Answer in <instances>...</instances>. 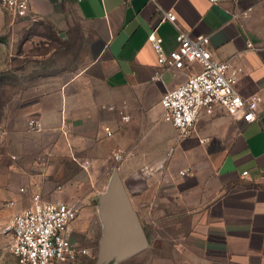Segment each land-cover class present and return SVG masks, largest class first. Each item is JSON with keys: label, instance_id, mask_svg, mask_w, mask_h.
Returning <instances> with one entry per match:
<instances>
[{"label": "crops", "instance_id": "crops-1", "mask_svg": "<svg viewBox=\"0 0 264 264\" xmlns=\"http://www.w3.org/2000/svg\"><path fill=\"white\" fill-rule=\"evenodd\" d=\"M29 4L21 18L54 25L66 61L63 71L16 93L3 118L0 194L15 200L17 209L31 206L35 195L77 203L98 193L103 204L119 175L144 227V220L190 221L194 253L264 264V0ZM159 7L173 11L191 35H209L214 57L242 69L238 93L262 97L255 121L218 106L202 110L191 134L178 138L161 100L201 65L170 70L158 63L152 33L166 54L179 44L176 27ZM29 117L39 119L42 130L29 132ZM118 151L125 158L106 170ZM109 174V185L97 191L95 180Z\"/></svg>", "mask_w": 264, "mask_h": 264}, {"label": "built area", "instance_id": "built-area-1", "mask_svg": "<svg viewBox=\"0 0 264 264\" xmlns=\"http://www.w3.org/2000/svg\"><path fill=\"white\" fill-rule=\"evenodd\" d=\"M0 5L18 17L27 16L30 9L29 0H0ZM161 10L165 15L164 20H169L176 27L179 44L166 54L163 52L162 39L152 33L149 40L158 53V63L170 70L183 69L187 63L201 65L200 70L167 91L161 100L164 117L172 123L178 138L183 139L191 134L202 110L212 113L218 106L235 118L246 122L255 121L262 97H243L238 93L236 85L242 69L214 57L209 35H191L178 24L173 11ZM248 14L249 10L236 16ZM122 118L128 120L129 116L122 115ZM42 127L39 119H27L29 132L40 131ZM106 130L111 133L109 127ZM113 158L121 162L125 153L118 151L113 154ZM187 172H190L189 168L182 174ZM32 200L31 206L16 210L12 216L13 241L10 249L16 264H71L81 256L91 255L89 248L78 245L73 239L71 225L80 213L78 203L44 202L40 195H35ZM7 205L15 207L16 202L10 200Z\"/></svg>", "mask_w": 264, "mask_h": 264}, {"label": "rangeland", "instance_id": "rangeland-1", "mask_svg": "<svg viewBox=\"0 0 264 264\" xmlns=\"http://www.w3.org/2000/svg\"><path fill=\"white\" fill-rule=\"evenodd\" d=\"M62 37L54 25L16 17L0 6V111L1 120L9 114L15 94L29 91L32 86L45 82L53 72L63 71L66 55ZM1 121V124H2ZM0 124V132H1ZM1 138V133H0ZM5 147L0 145V154ZM114 160V158H113ZM106 167L114 168L118 165ZM112 170V169H109ZM109 179L95 180L94 187L106 189ZM8 196L0 194V264H16L10 246L13 241L11 223L18 210L8 206ZM80 213L73 224V239L91 250L71 264H239L228 260H213L194 253V237L190 236V221L180 224L174 219L144 220L149 246L134 253L119 252L112 260L111 245L105 242V203H99L98 193L85 202L76 201Z\"/></svg>", "mask_w": 264, "mask_h": 264}, {"label": "water", "instance_id": "water-1", "mask_svg": "<svg viewBox=\"0 0 264 264\" xmlns=\"http://www.w3.org/2000/svg\"><path fill=\"white\" fill-rule=\"evenodd\" d=\"M105 242L111 245L109 260L119 252H137L149 246V238L119 175L113 179L112 193L105 202Z\"/></svg>", "mask_w": 264, "mask_h": 264}, {"label": "trees", "instance_id": "trees-1", "mask_svg": "<svg viewBox=\"0 0 264 264\" xmlns=\"http://www.w3.org/2000/svg\"><path fill=\"white\" fill-rule=\"evenodd\" d=\"M2 110V106H1V104H0V111ZM1 114H0V124H1Z\"/></svg>", "mask_w": 264, "mask_h": 264}]
</instances>
